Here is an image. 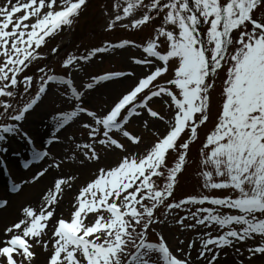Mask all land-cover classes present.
<instances>
[{"label":"snow or ice","instance_id":"obj_1","mask_svg":"<svg viewBox=\"0 0 264 264\" xmlns=\"http://www.w3.org/2000/svg\"><path fill=\"white\" fill-rule=\"evenodd\" d=\"M88 3L4 0L0 4V120L4 121L0 142L10 134L32 144L23 122L45 107V96L54 95L51 84L64 85L60 96L64 103L75 101V108L51 114L55 126L51 135L58 141L56 134L70 121L81 114L90 117L80 125L88 130L89 142L76 143V149L85 150L79 160L84 168L89 161L99 165L89 169L91 175L81 182L71 217L57 215V206L68 185L79 179L75 175L71 180L54 177L42 202L23 207L21 217L0 234V264H221L227 249L239 257L234 264H264V0H116L108 13L114 16L109 30L118 23L140 32L152 29L143 45H135L145 54L132 60L143 66L141 75L133 69L93 77L85 91L120 78L131 81L101 114L80 106L84 92L77 90L73 79L49 74L45 67H39L36 93L27 98L33 76L21 80V73L46 59L39 50L65 27L72 29ZM130 44L124 40L83 55L68 54L62 66L80 72L81 62L86 65L98 54ZM226 65L222 112L198 149L197 171L204 190L222 194L176 199L178 177L187 171L191 145L210 118L214 78ZM17 98L24 102L14 105ZM157 104L166 106L167 112L156 110ZM134 118L144 129H154L157 138L146 143L141 134L129 131ZM101 146L103 161L97 151ZM173 153L175 163L169 164ZM45 159L51 162L25 183L39 182L63 163L49 151L33 148V161ZM20 188L16 184L11 191ZM7 203L0 201V208ZM191 206L198 207L193 211ZM169 220L182 233L203 231L186 247V241L177 237L173 248L162 233L150 241L153 227ZM213 226L219 234L208 231Z\"/></svg>","mask_w":264,"mask_h":264},{"label":"rangeland","instance_id":"obj_2","mask_svg":"<svg viewBox=\"0 0 264 264\" xmlns=\"http://www.w3.org/2000/svg\"><path fill=\"white\" fill-rule=\"evenodd\" d=\"M3 3L4 0H0V4ZM115 3L116 0H91L86 9L87 11H85L86 13H83L84 16L82 14L81 18L75 23L77 29L75 30V33H77L76 36L74 31H69L68 28H66V30L59 33L57 37L50 40L42 52V55H46V59L34 62L26 72V75L33 76V87L27 98H31L36 93L39 78L42 75L39 71V67H45L49 71V74H66L67 79H73L74 86L77 90L84 92L83 101L80 106L87 107L89 110H95L98 114H101V109L107 110V107L112 100H114L121 91L128 88L131 81H125L127 80L126 78H120L118 82H103L106 86H97L92 90L85 91V85L92 82L93 77L117 71H132L133 69L136 70L137 75H141L143 72V66L133 65L132 60L141 59L145 54L143 53L142 47H137L135 45H143L146 42V38L152 33V29L148 28L143 32H140L137 30L124 29L120 27V24L118 23L114 29L109 30L107 25L110 24L112 19H114V16L109 15L108 13L111 12ZM126 22L127 21L124 23ZM156 25L159 26V21L156 22ZM124 40H129L132 44L126 46V49H117L110 54H98L92 62H89L86 65L81 62L83 71L75 72L74 69H65L62 66V62L68 54L83 55L86 54V52L91 51L94 47L103 46L104 44L122 43ZM54 48H59L60 51L55 53L52 51ZM227 67L228 65H226L225 68L218 70V74L214 78L215 84L210 94L211 102L209 103L210 118L204 126L198 129L199 139L191 145L192 151L190 155L192 156L193 153V158H191L192 161L188 164L187 171L178 177V187L175 190L176 199L181 198L183 195H195V193L196 195L207 194L216 196L222 194L221 192H213L212 190H200L198 187L202 185V178L198 176L197 171L199 165L198 149L202 146V142L206 140V135L210 133L218 122L219 114L222 112V104L224 101L223 88L224 82L227 79ZM169 75L170 73L165 75V80ZM123 81L125 82L123 83ZM50 88L54 95L44 97L45 107L38 108L32 115L28 116L26 122H23V128L31 137L33 143L36 146H39L38 148L41 151L47 150L52 157L56 158L57 162L61 160L63 161L60 169L53 170L56 174L60 175L61 178H67L69 180H71L72 175L79 178L77 181H72L68 185L65 194L61 198V200H65L67 197L66 193L68 191L70 192L71 188L73 191L79 189L82 186L81 182L89 178L91 175L89 169L94 170L99 165L89 161L88 168H84L80 165L79 160L83 158L82 153L85 150L76 149V143L89 142L88 130L83 129L80 125L82 122L90 121V117L81 114L80 117L74 118L69 122V125H67L65 129H62L56 134L59 137L58 141H55V138L52 137L51 133L55 130V126L51 121V114L71 112L75 108V101H69L68 103L63 102L64 97H61L60 93L66 91V86L51 84ZM19 92L20 95L23 96V89L19 90ZM18 101L22 103L24 102L20 98H18ZM53 101H55V103H53ZM154 108L160 110L162 113L167 112L166 106L161 107V105L157 104L154 105ZM3 122L4 121L0 120V126H2ZM128 130L133 133L141 134L146 143L157 138L154 129H144L142 121L136 118H134V121H130ZM159 130L161 132L164 131V127H160ZM35 135L41 140L38 144L36 143ZM187 135L188 134L186 133L184 137L185 139L187 138ZM116 137L120 138L119 134H116ZM8 139L18 143L25 141V139H22L19 136L6 134V140L8 141ZM49 139H53L54 142L48 144L47 141ZM120 139L121 142H123V138ZM5 141L2 142L4 144L3 146L7 145V142ZM25 145L26 143H24V146ZM97 151L100 152L103 161L104 153L102 151V146L99 147ZM73 157H75V159H73ZM50 162L51 161L48 159L43 160L44 165L41 169L47 167V164ZM174 163L175 153L169 158V164ZM25 173H29L27 177L32 176L31 171ZM182 189L185 190L181 193L182 196L179 197V192H181ZM202 191L204 192L202 193ZM191 207L192 210L195 211L198 206ZM163 212L164 209H160L161 219H163ZM181 214H183V212H181ZM71 215L72 213L65 218H69ZM200 231H203V229H199L197 232L188 230L182 233L179 230V226L175 225L172 220H169L164 224L155 225L153 227L150 233V241H157L158 233H162L173 248L178 244L177 237L186 241V244L184 245V247H186L187 242L191 239H195ZM208 231H211L213 235L219 234V229L215 226L208 229ZM193 255H195V253H193ZM238 259L239 257L234 254L232 249L223 251L220 257L221 264H234Z\"/></svg>","mask_w":264,"mask_h":264},{"label":"bare ground","instance_id":"obj_3","mask_svg":"<svg viewBox=\"0 0 264 264\" xmlns=\"http://www.w3.org/2000/svg\"><path fill=\"white\" fill-rule=\"evenodd\" d=\"M125 81H123V83ZM35 140L37 144L41 142L36 135ZM24 143L25 142H13L8 139L7 145H0V149H6V151L0 150V166L6 165L9 168V172H5L0 167V198L6 196L5 186L6 184L8 186L12 180L10 177L11 174L16 181H20L19 178H21V176L19 177L17 175L27 174L25 171L29 170H32L31 173L35 174L44 165V163H40L39 161L34 162L32 160V153L30 152L32 146L31 144H26L24 146ZM30 161L31 163H29ZM25 164H28L27 168L25 167ZM54 177L61 178L60 175L56 174L53 170H50V172L46 174L45 177H42L39 182L26 183L21 188V193L19 192L16 196H9L10 199L8 206L3 210H0V234L3 233L5 225L18 220L21 217L23 207H36L38 203L42 202L43 195L46 194V189H48L52 184ZM23 183H25V181H23L22 184ZM7 188V190H9V186ZM77 190L73 191L71 188L70 192L68 191L66 193L68 198L66 197L65 200H60V203L57 206V215L65 218L67 215L72 213V201L77 193ZM0 201H2V199ZM41 260H43V255L41 256Z\"/></svg>","mask_w":264,"mask_h":264}]
</instances>
